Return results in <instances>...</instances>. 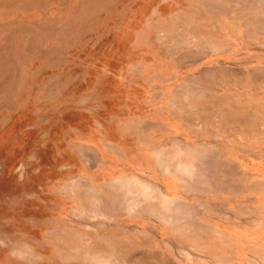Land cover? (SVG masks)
<instances>
[{"label":"rangeland","instance_id":"rangeland-1","mask_svg":"<svg viewBox=\"0 0 264 264\" xmlns=\"http://www.w3.org/2000/svg\"><path fill=\"white\" fill-rule=\"evenodd\" d=\"M209 1L0 0V264L21 246L27 264H264V34L237 23L264 5ZM74 125L90 169L68 179ZM173 145L204 155L184 182L151 154ZM118 178L191 226L132 196L112 211Z\"/></svg>","mask_w":264,"mask_h":264},{"label":"bare ground","instance_id":"bare-ground-1","mask_svg":"<svg viewBox=\"0 0 264 264\" xmlns=\"http://www.w3.org/2000/svg\"><path fill=\"white\" fill-rule=\"evenodd\" d=\"M207 1L210 2L209 0H207ZM218 1H220V0H218ZM238 1H244V0H238ZM245 1H253V3H255L257 5H260V4L264 5V0H245ZM231 11H234V9H231ZM237 23L241 27H247L248 25H251L253 30L250 28L249 29L250 32H255V34H264V22L254 20V21H246V22L244 21V22H237ZM78 150H79L78 151L79 154H82V152H86V151L90 152L91 151L90 149H88L82 145H78ZM186 150L184 151L182 148H179L178 145H173V148L171 150L168 149V150L155 151L151 154L155 157V160L158 161V164H160L163 168L166 167L165 169L168 170V172L170 171V174H173L174 177L179 179L180 182H184V177L178 175L177 171L180 170L183 173L186 172L188 174H191L193 172V168L196 166V162H199V160H201V162H202V160L204 158V155L197 149H189L187 151ZM117 186H119V189L122 188L123 192L125 193V195H123V197L117 195L116 193H113V191H112L113 188H115ZM109 188H111V190L109 189L110 191L107 193V195L109 197L108 202H109V205L112 207V211L121 212V208L123 209L125 203H127L130 200L129 196H132L131 200H136V202H138V204L139 203H142V204L143 203H150V206H147V208H149L150 211H152V212L157 211L156 206L158 205L160 210H163V211H161V213H163L168 218L167 221L175 223V224H178V222H179L181 224V226L179 228H182V227L183 228H189L191 225L189 223H187L186 219L192 220V221L194 220L193 217L190 216L188 211H187V213L185 211L182 214V213H179V211L177 209H174L173 207H170L169 205H167L168 201H166V198H164L163 195L160 194V191L155 190L156 188H153L150 185L145 184L143 182H140L136 179L118 178L109 185ZM91 193H92L91 190H86L83 193L78 192L77 195H76V193H74L73 195L79 200L81 205L84 204V206H85L87 204V201H86L87 198L86 197L91 196L92 195ZM98 202H97V204H98ZM94 209H95L94 207L87 205L85 210L89 211V212H91L93 210V212H94ZM185 210H186V208H185ZM198 223H199V221H198ZM209 229H210V226H209ZM214 229H216V228H214ZM209 231H211V233L213 232L214 234H219L217 231L213 230V228H212V230L210 229ZM116 248L113 246L112 242H110V247H109L108 251L110 253L111 258L117 254L118 250ZM120 249H122V248H120ZM120 256H121V254H120ZM146 256H148L150 258L152 257L150 255H146ZM96 258H98V256ZM100 258H102V257H100ZM117 259L118 258H116L115 260H117ZM104 260H107V259L105 258ZM107 261H109V259ZM123 261H124V259H123Z\"/></svg>","mask_w":264,"mask_h":264},{"label":"crops","instance_id":"crops-1","mask_svg":"<svg viewBox=\"0 0 264 264\" xmlns=\"http://www.w3.org/2000/svg\"><path fill=\"white\" fill-rule=\"evenodd\" d=\"M112 120H114V119H111L109 121L110 124L112 123ZM78 129H80L82 131V129L80 127H77L76 125H74L70 130L67 131L66 136H67V138H70V140L67 141L68 144H67V146H65V148H63V150L61 152L62 154L59 155L60 165H63V167L65 169L63 172V174L65 175L64 177L68 176L67 177L68 179L79 177L78 175L83 172V170H82L83 165L88 167L86 164H83L81 162V160L77 157L76 153L74 151H72L71 143L77 142L78 139H81V135H79V136L76 135L78 133V131H77ZM6 137H7V132L2 131V126L0 124V145L2 144V142L4 141V139ZM95 140H96V138H95ZM109 141H113L114 143H117L121 147V149H123L126 152V154L129 156V159H130V151L126 148V146L124 147V145L121 142H118V141L111 139V138H109ZM136 144H137V148H138V153L143 154L144 150L143 149L140 150L141 147H144L143 144H141V141L137 140ZM1 146H3V145H1ZM110 157L106 162L109 163L113 159L116 158V157H111V158ZM118 158L123 159V161L125 163V159H124L125 157L123 158V157L119 156ZM64 177H62V178H64ZM13 178L15 180V177H13ZM13 178H10V179L12 180ZM63 180H66V178ZM139 212L140 211H138V213ZM141 212L144 213V211H141Z\"/></svg>","mask_w":264,"mask_h":264},{"label":"clouds","instance_id":"clouds-1","mask_svg":"<svg viewBox=\"0 0 264 264\" xmlns=\"http://www.w3.org/2000/svg\"><path fill=\"white\" fill-rule=\"evenodd\" d=\"M23 246L10 249L9 255L12 259L17 260L20 264H27L28 257L22 254Z\"/></svg>","mask_w":264,"mask_h":264}]
</instances>
